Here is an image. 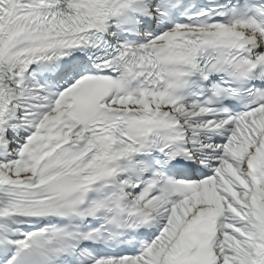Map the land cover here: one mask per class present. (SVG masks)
Segmentation results:
<instances>
[{"label": "snow or ice", "instance_id": "snow-or-ice-1", "mask_svg": "<svg viewBox=\"0 0 264 264\" xmlns=\"http://www.w3.org/2000/svg\"><path fill=\"white\" fill-rule=\"evenodd\" d=\"M0 264H264V0H0Z\"/></svg>", "mask_w": 264, "mask_h": 264}]
</instances>
